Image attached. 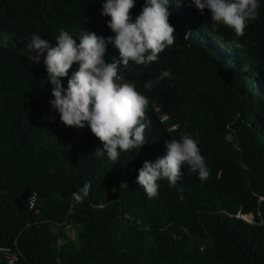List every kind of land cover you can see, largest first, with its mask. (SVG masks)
Segmentation results:
<instances>
[{
	"label": "trees",
	"instance_id": "trees-1",
	"mask_svg": "<svg viewBox=\"0 0 264 264\" xmlns=\"http://www.w3.org/2000/svg\"><path fill=\"white\" fill-rule=\"evenodd\" d=\"M102 3L0 0V264L3 247H16L20 264H264V0L236 38L238 49L227 47L231 29L211 27L207 9H193L200 19L187 26L188 39L169 13L174 44L156 62L121 69L149 98V123L146 143L114 163L93 155L102 142L87 126L59 122L42 60L33 64L25 48L34 32L50 46L60 29L113 35ZM142 4L135 0L131 19ZM10 37L21 43H4ZM116 55L109 45L106 61ZM75 67L60 78L62 87ZM161 70L170 75L156 81ZM186 132L198 143L207 177L181 165L175 186L160 180L157 196L147 197L137 169ZM84 183L88 195L73 203L71 193Z\"/></svg>",
	"mask_w": 264,
	"mask_h": 264
},
{
	"label": "clouds",
	"instance_id": "clouds-1",
	"mask_svg": "<svg viewBox=\"0 0 264 264\" xmlns=\"http://www.w3.org/2000/svg\"><path fill=\"white\" fill-rule=\"evenodd\" d=\"M134 3L135 0H103L100 15L109 17L106 24L113 33L111 36H98L84 28L74 36L60 29L55 46H50L35 32L25 45L27 59L33 64L40 63L43 54L46 80L51 86L52 98L48 105L58 114L59 122L74 129L87 126L102 142L93 155L106 156L113 163L121 153L139 149L146 143L145 129L149 123L145 118L149 98L137 90L134 82L124 79L121 69L130 70V62L144 66L156 62L158 54L174 44L176 36L168 22L169 13L175 22L186 28L185 38L188 39L190 28L187 26L200 19L193 9L201 11L202 15L207 9L211 27L216 29L223 25L231 29L235 38L227 42V47L238 49L242 44L236 38L243 36L248 22L257 17L262 0H143L133 20L130 9ZM109 45L117 55L106 61ZM206 45L209 47L207 42ZM218 46L224 52V48ZM73 64L76 67L68 76L66 87H62L60 78L68 75L67 70ZM169 75L167 70H161L156 81ZM152 86L153 81L145 82L146 89ZM181 165H186L201 179L208 175L198 143L187 132L179 139L168 138L163 156L143 161L137 169L136 182L147 197H156L158 181L166 180L170 187L177 184ZM88 192L89 184L84 183L71 193L73 203L82 202ZM242 217L251 221L249 216Z\"/></svg>",
	"mask_w": 264,
	"mask_h": 264
},
{
	"label": "built area",
	"instance_id": "built-area-1",
	"mask_svg": "<svg viewBox=\"0 0 264 264\" xmlns=\"http://www.w3.org/2000/svg\"><path fill=\"white\" fill-rule=\"evenodd\" d=\"M37 192L33 191L29 195V205L30 207H34L37 202ZM65 228H69V224L65 225ZM5 258V264H20V252L16 249V247H3L1 248Z\"/></svg>",
	"mask_w": 264,
	"mask_h": 264
},
{
	"label": "rangeland",
	"instance_id": "rangeland-1",
	"mask_svg": "<svg viewBox=\"0 0 264 264\" xmlns=\"http://www.w3.org/2000/svg\"><path fill=\"white\" fill-rule=\"evenodd\" d=\"M8 40L10 41V43H12L14 46H17L18 44H20L21 43V39L20 38H5L4 39V43H7L8 42ZM41 60H43V54H42V56H41ZM75 65V64H74ZM76 66V65H75ZM74 229H68L67 230V236L68 237H72V236H74Z\"/></svg>",
	"mask_w": 264,
	"mask_h": 264
},
{
	"label": "water",
	"instance_id": "water-1",
	"mask_svg": "<svg viewBox=\"0 0 264 264\" xmlns=\"http://www.w3.org/2000/svg\"><path fill=\"white\" fill-rule=\"evenodd\" d=\"M48 204H47V202H44V206L46 207Z\"/></svg>",
	"mask_w": 264,
	"mask_h": 264
}]
</instances>
